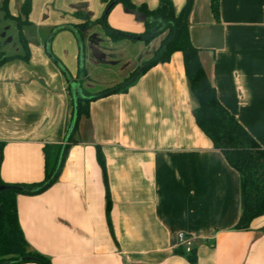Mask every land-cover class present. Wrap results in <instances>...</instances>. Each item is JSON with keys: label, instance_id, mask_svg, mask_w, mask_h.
I'll return each instance as SVG.
<instances>
[{"label": "crops", "instance_id": "crops-1", "mask_svg": "<svg viewBox=\"0 0 264 264\" xmlns=\"http://www.w3.org/2000/svg\"><path fill=\"white\" fill-rule=\"evenodd\" d=\"M52 1L57 0L37 10L34 0L26 27L38 20L57 30L81 25L86 16L95 22L106 9L103 0L98 6L72 0L54 11L52 21L47 9ZM131 1L153 10L160 0ZM172 2L176 14L186 4ZM107 22L126 33L145 30L142 18L121 4ZM91 26L87 35L101 27ZM65 29L30 43L27 63L0 67V177L6 183L44 180V148L66 144L76 99L85 91L102 95L90 103L89 117L80 118L78 142L68 149L57 181L39 194L17 195L30 247L52 264H192L178 253V233L185 232L193 238L195 264H264V217L248 230L235 228L242 214L240 174L196 124L182 53L148 70L126 93H92L90 74L79 72L76 34ZM164 37H158L160 44ZM190 38L222 105L264 148V0H221L220 22L210 0H195ZM91 41V63L99 65L108 54L124 60L119 81L105 90L146 57L137 51L139 39ZM105 42L107 49L101 50ZM134 51L141 56L126 58Z\"/></svg>", "mask_w": 264, "mask_h": 264}, {"label": "trees", "instance_id": "trees-1", "mask_svg": "<svg viewBox=\"0 0 264 264\" xmlns=\"http://www.w3.org/2000/svg\"><path fill=\"white\" fill-rule=\"evenodd\" d=\"M106 4L105 14L95 22L88 20L81 25L71 28L76 37L84 34V30L93 24L103 27L106 34L113 42L125 38L140 40L148 45L154 38L165 34L160 46L144 60L141 66L131 71L122 82L103 91L104 93H126L136 80L148 70L158 64L168 63L176 52L183 55L185 76L189 82L190 91L196 101L194 118L200 130L211 140L214 148L220 150L228 164L235 169L241 178V207L242 214L236 224L237 230H248L253 222L264 217V148L257 142L251 133L222 105L215 87L210 83L199 57V49L195 47L190 38V14L195 0H186V4L179 14L174 11L172 0H160L156 9L150 10L146 5L136 6L131 0H103ZM118 4L142 18L145 30L139 35L126 33L112 28L107 17L111 10ZM210 8L214 20L221 21V0H210ZM31 9V0H26L22 6L25 19L16 18L20 29L21 38L27 47L23 36V25L28 24V14ZM2 11L5 18H14L8 9V0L3 1ZM107 11V12H106ZM15 19V18H14ZM29 52V50H28ZM29 59V55L26 60ZM58 66L70 80V75L60 61L53 58ZM3 57V62L7 61ZM142 70L138 73L140 68ZM81 70L84 68L81 67ZM81 73V71H80ZM138 73V74H137ZM102 95H92L89 92L79 96L74 105V124L66 144H50L44 148L46 155V173L44 180L37 183H6L0 177V186L7 187L0 191V264H52L51 260L34 251L22 230L18 218L17 195H34L43 192L52 186L58 179L65 155L68 149L78 142L75 138L78 122L81 117H89L90 103ZM3 143H0V153ZM98 160L103 169L104 179L107 182L106 164L103 152L97 148ZM109 202V190H107ZM109 207V203H108ZM109 209V208H108ZM264 231V226L261 228ZM178 253L185 254L190 263L197 262L196 251L186 254L182 248Z\"/></svg>", "mask_w": 264, "mask_h": 264}, {"label": "rangeland", "instance_id": "rangeland-1", "mask_svg": "<svg viewBox=\"0 0 264 264\" xmlns=\"http://www.w3.org/2000/svg\"><path fill=\"white\" fill-rule=\"evenodd\" d=\"M3 1L4 0H0V62L3 61V57H7L8 60L3 62V64L0 65V67L3 65H5L6 63H9L7 65H19L20 63L18 61H23V62H28L30 60V51L28 52V50H30L29 45L30 43H35L36 40H44L47 39L49 40L50 37L52 36V34H59L61 32H65L67 31V29H65L66 26H70L71 28L75 25H65L63 27H59L57 28V30H55V28L48 29V27H46L47 25H45L44 22H37V21H33V25H31V27H26L27 24L23 25V36L27 41V47L25 46L22 38H21V34H20V29L18 27V21L16 18L18 17H14V18H5L4 16V11H2V5H3ZM26 0H8V9L11 13L15 14L16 16H20L21 19H25L26 16L24 15L23 11H22V6L25 3ZM34 0H31V9L29 11L28 14V20H30V14L34 8ZM37 1V7L36 9L39 10L40 6L42 5V3H47V0H35ZM72 0H57V1H52L49 2L47 5V9L49 10L51 17L49 18L50 20L54 21L55 15L53 13H55V10H58L59 7L63 6L66 4V2H69ZM91 4L93 6L95 5H102L100 0H90ZM63 9V8H62ZM105 14V12H104ZM104 16V15H103ZM102 16V17H103ZM109 16V15H108ZM42 17V16H41ZM100 19V18H98ZM97 19V20H98ZM108 19V17H107ZM95 21V20H94ZM49 21H47L48 23ZM26 27V28H25ZM92 27V26H91ZM25 28V29H24ZM71 28L69 29V31L71 30ZM65 30V31H64ZM86 30V29H85ZM84 30V34L80 35V38L77 37V43L80 46V62H79V72L81 71V73H89L90 74V81L92 82V84L95 85L94 89H90V91L92 93L95 92H99V91H103L105 90L106 87L110 86L111 84H113V82H117L119 81V73H122V68L124 64V60L121 56H117V55H111L106 53V55L108 57L105 56L104 60H101L98 62L99 65H96L94 63H91V55H90V49H91V40H96L98 42V40H107V43L109 44V40L111 39L105 32V30L103 29V27L101 26L100 28H97L96 30L93 31V33H88V35L85 33ZM55 32V33H54ZM99 34V35H97ZM159 36H157L156 38H154L148 45H146L144 42H142L141 44V48H137V51L140 52V54L142 55L144 52V54H146L145 60L150 58L148 53L153 54L154 51L156 50V48L159 46ZM110 38V39H109ZM29 39H32L31 41H29ZM157 39V40H156ZM66 38H63L61 40L62 45L64 44ZM156 40V41H155ZM112 41V40H111ZM127 41V40H125ZM95 42V41H94ZM96 44V43H95ZM106 42L104 44H99V48L102 50H106L107 45ZM135 53V51L133 53H129L126 52V58L127 57H131L134 58L132 56L134 55H138V53ZM29 55V59L26 60V57ZM105 55V54H104ZM140 55V56H141ZM137 58V57H136ZM96 60V59H95ZM143 62V61H142ZM142 62L140 63V65H138L137 67L141 66ZM70 64V63H69ZM6 66V65H5ZM9 67V66H8ZM83 67L84 69L81 70L80 68ZM137 67L135 69H137ZM7 69L4 68L3 70L5 71ZM134 69V70H135ZM133 70V71H134ZM81 84V83H80Z\"/></svg>", "mask_w": 264, "mask_h": 264}, {"label": "built area", "instance_id": "built-area-1", "mask_svg": "<svg viewBox=\"0 0 264 264\" xmlns=\"http://www.w3.org/2000/svg\"><path fill=\"white\" fill-rule=\"evenodd\" d=\"M178 247L182 248L186 254L194 250L193 238L185 232L178 233Z\"/></svg>", "mask_w": 264, "mask_h": 264}, {"label": "water", "instance_id": "water-1", "mask_svg": "<svg viewBox=\"0 0 264 264\" xmlns=\"http://www.w3.org/2000/svg\"><path fill=\"white\" fill-rule=\"evenodd\" d=\"M107 12V11H106ZM138 39L140 40V37H138ZM96 51V50H95ZM96 53H98V50L96 51ZM98 57H101L100 55H98ZM143 67L140 68V70L138 71V73L142 70ZM137 73V74H138ZM7 186L6 185H1L0 186V191H2L3 189H5ZM1 214V211H0Z\"/></svg>", "mask_w": 264, "mask_h": 264}]
</instances>
